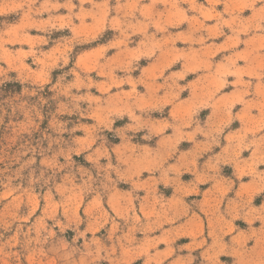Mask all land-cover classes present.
Instances as JSON below:
<instances>
[{"label": "rangeland", "instance_id": "1", "mask_svg": "<svg viewBox=\"0 0 264 264\" xmlns=\"http://www.w3.org/2000/svg\"><path fill=\"white\" fill-rule=\"evenodd\" d=\"M47 2L73 6L39 17L29 13L26 19L30 0H0V264H122L132 258L125 248L132 237L110 225L107 202L132 201V178L124 172L129 174L135 162L131 156L124 159L127 144L144 141L151 123L158 135L164 133L159 129L176 101L163 109L155 104L163 95L156 91L162 82L156 73L176 59L174 49L187 48L172 39L180 32L167 23L180 17L170 9L172 0L155 5L153 0H120L119 13L115 0H108L103 20L87 0ZM238 2L247 0H193L203 8L193 12L178 5L187 17L180 28L193 39L212 30L205 31L209 52L226 44L236 50L237 65L247 75L240 85L229 77L233 87L224 92L235 101L233 111L246 108L259 121L264 48L254 38L236 43L232 30L217 19L235 15ZM249 15L245 10L241 19ZM33 21L50 22L22 27ZM150 49L154 62L135 59ZM125 65L134 70L128 83H120ZM123 190L129 191L126 197L119 194Z\"/></svg>", "mask_w": 264, "mask_h": 264}, {"label": "crops", "instance_id": "2", "mask_svg": "<svg viewBox=\"0 0 264 264\" xmlns=\"http://www.w3.org/2000/svg\"><path fill=\"white\" fill-rule=\"evenodd\" d=\"M245 109L232 108V131L211 150L199 136L175 143L169 139L176 137L173 128L158 135L152 123L145 127L144 141L127 144L124 159L131 156L135 162L129 174L124 172L132 178V201L107 202L106 208L110 225L132 237L125 245L132 258L122 264H264V183L259 179L264 164L251 166L261 148L237 155L235 147L237 134L247 135L260 123ZM203 110L199 118L206 121L211 109ZM258 110L261 117L264 107ZM184 111L172 103L164 120H175ZM217 123L213 117L211 126ZM182 134L191 136L187 128Z\"/></svg>", "mask_w": 264, "mask_h": 264}, {"label": "clouds", "instance_id": "3", "mask_svg": "<svg viewBox=\"0 0 264 264\" xmlns=\"http://www.w3.org/2000/svg\"><path fill=\"white\" fill-rule=\"evenodd\" d=\"M83 3L84 0H81ZM92 3L94 9L99 10L100 19L103 20L107 16L108 0H101L100 3H94L93 0H87ZM159 2V0H153V5ZM186 5L188 12L202 11V5L193 3V0H172L170 4L171 10H176L173 15H178L180 19L168 20L167 23L172 24L179 35L172 37L174 41H184L187 45L186 50L176 52V59L167 63H163L161 67L157 69V75L161 78V83L158 85L156 91H162L163 95L159 98H155V104H158L161 109L168 103L176 101L178 107L184 109L182 116H177L175 120L171 118L168 121L163 122L160 132H164L165 129L173 128L176 132V137H169L170 140H174L175 143H179V139H191L192 136H199L204 138V145L207 150H211L213 147L222 146L221 140L223 135L228 134L232 130L230 129V123L235 120V115L229 116L228 113L232 111L235 101L230 99L229 94L224 92V89L233 87L232 80L229 77H234L236 85H240L241 76L247 75L244 69L237 65V61L241 57L237 54L236 50L231 45H222L219 49L213 48L210 52L208 46L205 44V40L208 36L206 32L212 30L200 31L198 35L193 39L191 35L185 37L180 28L183 19H187L183 11H180L178 5ZM38 5V6H37ZM72 4L61 5L58 3L49 4L47 0L44 3H40V0H30L28 10L25 12V18L27 19L29 13L39 17L44 12H49L52 9H58L60 7L72 8ZM19 7V5H17ZM124 6L120 3V0H115L114 10L120 12ZM214 7V4H213ZM250 10V15L246 19H241L243 12ZM225 11H228L226 8ZM235 15H231L230 19L221 20L217 17L218 22L230 28L233 32V39L236 43H246L250 38H254L260 42L259 46L264 48V0H247V2L237 3L235 5ZM83 14V13H82ZM87 15H92L91 12ZM127 15H130L128 13ZM163 15V14H161ZM50 21H33L22 27H42L44 24ZM239 25V27H235ZM130 27L133 25L129 24ZM157 23V27H159ZM142 27H146L143 25ZM202 27V26H201ZM217 34H220L217 32ZM242 35L243 39H237V36ZM151 39V38H150ZM39 43H47V40H40ZM159 43L153 45V48H158ZM194 45H199V48L193 50ZM220 53V59L214 60L212 57ZM21 56L31 55V53H20ZM155 53L152 49L146 52H138L135 59L140 58L148 59L149 62H154L153 58ZM179 63L180 67L176 68L175 65ZM191 65V66H190ZM125 71V78L120 83H128L131 79L129 73L134 70L127 68ZM146 73L147 69H143ZM111 75V72L108 73ZM192 79L189 80L188 77ZM264 77V72L261 73ZM142 80H137L136 83H142ZM262 86H264V80H262ZM107 91V88H104ZM243 91V89H242ZM187 92V98H181L182 94ZM154 104V106H155ZM203 109H211V115L206 121H201L199 118V112ZM215 117L218 123L215 126H211L212 118ZM207 123L209 127H202V124ZM188 129L191 132V136L183 135L182 129ZM230 140L232 135L228 137ZM148 139V137H146ZM236 154L240 153L246 148L260 147L261 151L257 159L252 161L251 166L255 168L256 165L264 164V113L261 114L260 123L250 128L247 135H236ZM175 146V145H174ZM215 158V156L213 157ZM172 169H168L171 171ZM211 178V177H210ZM259 179L264 183V172L259 173Z\"/></svg>", "mask_w": 264, "mask_h": 264}]
</instances>
